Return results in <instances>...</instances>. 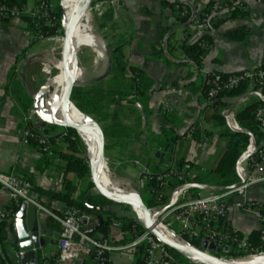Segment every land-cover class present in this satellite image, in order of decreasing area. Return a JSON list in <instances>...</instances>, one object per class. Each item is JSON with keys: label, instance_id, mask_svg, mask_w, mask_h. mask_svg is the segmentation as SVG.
I'll use <instances>...</instances> for the list:
<instances>
[{"label": "crops", "instance_id": "1", "mask_svg": "<svg viewBox=\"0 0 264 264\" xmlns=\"http://www.w3.org/2000/svg\"><path fill=\"white\" fill-rule=\"evenodd\" d=\"M53 2L56 4V0ZM88 10L86 21L92 28ZM175 18L169 0H124L121 6L110 7L102 18H97L107 47L103 50L107 54L103 68L109 59V70L102 77L105 80H86L78 84L103 108L111 109L107 111L109 117L99 124L105 138V159L112 166L116 183L141 194L145 190L141 174L146 169L160 172L176 166L179 161L185 163L188 178L217 187L214 183L219 178L214 171L231 140L227 132L234 131L224 112H232L236 120L241 109L252 101H259L251 86L243 97L226 96L217 101L208 99L205 90L209 75L213 73H235L264 65V2L248 0L242 16L214 27L206 36L212 51L199 61L183 49L185 45L196 44L205 38L198 29V19L194 32L185 42L184 30L175 23ZM31 33L26 19L9 23L0 20V173L14 172L28 178L34 185V196L38 201L49 210L60 212L68 207L66 202L52 198L44 191L63 192L65 181L71 179L75 191L68 196L73 199L83 194L85 185L77 189L79 178L66 175L65 161L60 156L65 152L64 144L55 141V157L46 158L40 155L35 144L24 145L21 141L25 127H33L48 137L60 135L64 130L59 126H44L34 114V96L45 84V80L38 79L45 74L43 66L48 64L51 47L33 42ZM229 33H234V37ZM118 47L124 71L119 70L112 54ZM102 69L95 71L93 63L89 72L99 74ZM193 125L201 133L200 138L187 136ZM173 138L179 139L172 142ZM157 152L165 154L162 165L156 158ZM102 163L109 170L106 162ZM244 165L247 166L246 162ZM122 166L126 168L121 169ZM130 166L139 170L135 180L128 169ZM247 171L264 176V162L257 168L247 166ZM237 173L241 181L238 168ZM91 194L97 192L93 189ZM245 197L255 205L264 206V181L249 187ZM12 202V195L0 187V206ZM232 203L221 228L250 236L259 233L262 224L258 217L253 212L235 208ZM111 204L106 210L119 216L134 215L130 206ZM29 215H36L32 206H29ZM85 215V229L92 235L100 234L95 230L103 216L90 212ZM37 217L42 237L47 241L44 258L46 264H52L58 256L60 227L43 212L37 211ZM6 231L7 240L4 248H0V264H7L5 258L18 264L13 246L15 218L6 222ZM108 236L119 244L124 242L119 230L111 228ZM137 256L138 252L118 253L111 264H135ZM81 264H88V261Z\"/></svg>", "mask_w": 264, "mask_h": 264}, {"label": "built area", "instance_id": "2", "mask_svg": "<svg viewBox=\"0 0 264 264\" xmlns=\"http://www.w3.org/2000/svg\"><path fill=\"white\" fill-rule=\"evenodd\" d=\"M31 1L29 3L23 0H0V20L9 23L27 19L32 29L33 42L46 40L58 42L57 35H50L51 30L56 29L59 22L56 4L53 0ZM123 1L97 0L90 11L93 10L97 18H102L110 7H119ZM169 1L175 12V23L182 26L184 30L183 41H188V37L195 30V22L198 19V29L205 37L199 41L203 50L200 60H204L212 51V45L206 36H209L214 25L233 20V13L238 10L245 11L248 2V0ZM254 1L264 2V0ZM243 85L251 86L262 103L254 112V120L262 133V140L258 146L257 144L254 146L253 138L250 137L247 149L241 154L237 168L239 175L245 181L240 186L224 192H208L205 196L201 193L192 196L190 190L194 188L189 186L192 183L187 181L185 169L169 166L160 172L146 169L141 174L145 191L154 196L156 202L163 203L168 198L165 205L170 208L159 219L163 227L186 243H190L188 240L207 241L208 247L211 244L214 245V251L207 250L209 253L221 259L237 261L264 257V212L262 206L255 205L245 197L249 187L264 181V176L247 171V166L257 168L264 162V65L235 73H213L209 75L208 86L205 90L208 99L217 101L223 93L235 91ZM34 114L37 115L35 110ZM224 114L229 125L233 129L240 130L232 112L227 110ZM196 131L197 126L193 125L187 136L193 138ZM81 138L84 140L83 137ZM21 141L24 145L35 144L43 157H55L51 138L33 127L23 129ZM245 162L247 166L244 165ZM106 164L109 165L107 161ZM168 181L177 185L172 192L166 187L151 185L152 182L162 184ZM0 187L12 195L13 202H22L32 206L38 212L49 215L59 225L58 264H81L85 260L88 264H111L113 257L118 253H135L141 250L144 252V264H184L177 261L171 249L151 232L138 229V223L141 224L140 215L139 211L134 208L132 209L137 223L132 225L131 229L123 230V223L118 220L111 224V228L119 230L124 239V242L119 244L109 236L90 234L84 227L85 212L78 208L67 207L60 212L49 210L34 196V185L26 177L14 172L0 173ZM231 201L235 208L253 212L258 217L262 224L259 231V244H253L250 235L246 233L221 228L228 216ZM161 207L164 205L152 208L150 211L159 212ZM16 213L17 211L9 205L0 206V223L14 219ZM16 258L19 260L17 252ZM191 263L195 262L188 259V264Z\"/></svg>", "mask_w": 264, "mask_h": 264}, {"label": "water", "instance_id": "3", "mask_svg": "<svg viewBox=\"0 0 264 264\" xmlns=\"http://www.w3.org/2000/svg\"><path fill=\"white\" fill-rule=\"evenodd\" d=\"M90 2L91 0H80L74 19L68 24H66L65 15L63 12L62 28L65 43L64 46H62V56L64 61L66 59L64 53H66L69 62L72 63L74 52V31L78 25L84 6L89 7ZM103 53L104 57H107V54L105 52ZM79 70V60H77L75 66H72L70 72L64 76L65 80H63V85L61 87V99L63 105L61 114H47L44 113L40 108L41 97L47 93H50L54 89V86L50 85L49 81L43 85L34 96V110L36 111L37 117L43 122L44 126L52 125L73 129L81 137H83L85 141L98 148L95 159L92 158L93 152L90 150L88 145L86 153L90 167V181L94 185V190L97 192V194L103 197L109 203L126 205L130 206L131 208L138 209L140 222L145 230L151 232L159 241L169 247L172 251L194 261L196 264H264V257L249 259L247 261L221 259L207 251L208 249L210 251H214V245L211 244L208 247L207 241H203V248H198L190 243L184 242L177 236L171 237L165 233L159 221L160 217L167 212L170 206H166L159 212L152 213L146 206L143 196L140 192L130 191L124 188H121L119 192H114L107 189L102 184L99 171L101 168V163L106 162L105 138L103 130L100 124L94 118L81 112L72 102L73 89L80 82V80H76ZM72 109L76 110L82 116V120L80 122L71 118V114H73ZM234 131L239 130L234 129ZM243 132L247 133L253 138V144L256 146L254 135L248 131ZM156 158L160 160V165H162L165 159V154L162 152H157ZM244 181L245 179L242 178L239 183L231 187H210L203 184H189V186L204 192H224L240 186ZM85 206L88 210L94 212L106 210L105 207L90 205L87 199L85 200ZM35 213L36 215L31 217V215H29V206L23 203L15 215L16 232L13 238V246L14 251H16L19 256L18 264H46L44 258V248L46 247L47 241L44 237H42V229L38 221L36 209Z\"/></svg>", "mask_w": 264, "mask_h": 264}, {"label": "trees", "instance_id": "4", "mask_svg": "<svg viewBox=\"0 0 264 264\" xmlns=\"http://www.w3.org/2000/svg\"><path fill=\"white\" fill-rule=\"evenodd\" d=\"M244 11H235L233 13V19L237 18L239 16L243 15ZM57 17L59 19V22L57 24V28L51 30L50 35H56L59 31L58 29L61 27L62 23V12L60 9L56 10ZM27 20V19H26ZM29 22V20H27ZM30 23V22H29ZM223 24L219 23L214 25V27ZM231 37H234V33L228 34ZM184 51L186 54L190 55L194 60L199 61L200 56L203 54V50L201 46L199 45V42L192 45H185ZM120 49L119 47L113 50L112 54L115 55V63L119 67L120 71H124V65L122 63V58L120 57ZM60 94L62 92V88L59 90ZM140 92V91H139ZM137 90V93H139ZM248 92V86L243 85L239 89L223 93L221 95V98L223 97H243ZM57 91L56 98L61 101V96ZM220 98V99H221ZM114 102H117V99H113ZM72 102L75 104V106L84 114L92 117L94 116L97 118V122L101 123L104 120H106L109 117V113L103 110V105L100 103H97L92 97L87 95L85 93V88L83 86H79L74 89L73 95H72ZM261 101H252L250 104L246 105L243 109H241L236 114V121L239 124L242 131H232L228 130L227 135L231 137V140L225 149V152L221 159L219 160L214 173L218 176L219 181L215 182L214 185L217 187H231L236 185L240 182V177L237 173V164L238 161L241 158V154L244 150L247 149V146L249 144L250 136L243 132L248 131L252 133L255 137L257 146L260 144L262 139V133L259 130V127L257 123L254 120V112L257 107L261 105ZM35 129V128H34ZM37 130V129H36ZM40 132V131H39ZM201 133H199V130L196 131L194 138H200ZM52 140V143L55 141L64 144L65 146V152L61 153V158L65 161V172L66 175H75L79 178V183L77 189L82 187V185H85V190L83 194H81L78 198H71L68 196V193L74 192L75 187L72 184L71 179H67L65 181V189L63 192H51V191H44V193L52 198H58L62 201L66 202L68 207H75L80 209L83 212H90L94 214H100L103 216V220L100 223V225L96 228L95 231L100 232L101 235L108 236L111 224L118 220L123 223V230H129L132 228V225L137 223V221L134 219V215H122L119 216L116 212L105 210V211H99V212H92L87 209L85 206V200L87 199L88 203L92 206L97 207H105L108 208L109 205H112L107 200H105L103 197H101L98 194H91V191L94 189V185L90 181V167L86 156V147L83 143L82 138L80 135L70 128H64L62 134L56 135L54 137H50ZM179 139V138H178ZM177 138L171 139L172 142H177ZM176 167L180 169L185 168V163L183 161L177 162ZM187 181L192 184H200L203 181L199 179H190L187 177ZM151 185H156L160 187H166L167 189L173 191L175 187L177 186L174 182L168 181L162 184H156V182H152ZM76 189V190H77ZM202 191L199 189H191L190 194L192 196H197ZM149 198L145 199L144 202L146 206L149 209L156 208L162 205L167 204L168 198L163 203H158L155 200V197L152 195H149ZM23 203L19 202H12L9 207L13 208L15 211H18ZM126 210L132 211L130 207H123ZM262 211L264 212V206H262ZM138 229L141 231H144L145 229L143 226L138 223ZM7 240V231H6V222L0 223V248H4V244ZM250 240L253 244L257 245L260 242L259 233H253L250 236ZM127 241V240H126ZM190 244L194 245L198 248H203V242L199 240H188ZM172 251V250H171ZM174 256L176 257L177 261L188 264V259L182 256L181 254H178L174 251H172ZM138 258L135 260V264H144V252L143 250L138 251ZM58 257H54L52 264H56ZM5 262L7 264H12L11 261H9L7 258H5ZM196 264V263H191Z\"/></svg>", "mask_w": 264, "mask_h": 264}, {"label": "bare ground", "instance_id": "5", "mask_svg": "<svg viewBox=\"0 0 264 264\" xmlns=\"http://www.w3.org/2000/svg\"><path fill=\"white\" fill-rule=\"evenodd\" d=\"M79 2L80 0H63V8H64L66 24L73 21ZM88 13H89V10L87 9V14H86L85 9L83 8L78 25L74 31L73 38L92 45L91 49L93 50L96 56L95 61H94L95 71H100L103 68V64H104L103 63L104 53H103V50H101V47L98 41L93 38V35H94L93 28L86 25V18L88 16ZM62 40H64V37ZM78 53H79V50L74 46L72 63H67L65 61H57L56 64L53 65L54 67H57L64 73L63 74L60 72L59 75H57L56 77L52 78L49 81V84L54 86L53 91L55 90L59 91L61 89L63 85V80H65L64 76L70 72L71 67L75 66V63L78 60ZM83 73H84L83 70L80 68L79 73L77 74L76 78L81 80L83 77ZM51 92L41 97L40 108L44 113H47V114H53V113L61 114L62 108H63L62 101H60L55 96H53ZM72 112L73 114H71V118H73V120L75 121L80 122L82 120V116L74 109H72ZM86 144L89 146L90 150H92L93 152L92 158L95 159L98 148L96 146H92V144L88 143L87 141H86ZM99 176H100L102 184L107 189L114 191V192L120 191L121 187L118 185L119 183L118 184L116 183L115 181L116 179L115 180L113 179V176L108 172L107 167L103 163H101ZM136 210L138 211V209ZM162 229L165 231L167 235L171 237L176 236L175 234H173L171 231H169L167 228L163 226H162Z\"/></svg>", "mask_w": 264, "mask_h": 264}, {"label": "rangeland", "instance_id": "6", "mask_svg": "<svg viewBox=\"0 0 264 264\" xmlns=\"http://www.w3.org/2000/svg\"><path fill=\"white\" fill-rule=\"evenodd\" d=\"M97 0H91L90 2V6L86 8V6H84V9H85V12L87 14V9L89 8H92L95 4ZM56 6H57V9H60L61 12H62V16H63V12H64V8H63V0H56ZM92 23H91V26L93 28V38L96 39L101 47V50H107V47L104 43V33L102 34V31H101V28H100V25H101V22L97 20V16L95 15V13L93 12V10L90 11V15H89ZM88 18V16H87ZM89 19V18H88ZM86 25L89 26V23H88V20L86 21ZM58 33L56 34L59 38V41L56 42V41H43L41 42L40 44H43L45 45V47L47 48H50V51H49V54L47 55V61L49 64H47L46 66H43L44 67V71H45V74L38 80H45V84L48 83V81H50L52 78L56 77L57 75L61 73H63V71H61L60 69H58L57 67H54L53 65L56 64L57 61H62L63 60V56H62V52H63V47L64 46V40H61L63 36V28H62V23H61V27L58 29ZM73 44L74 46L79 50V53H78V60H79V67L83 70V77L81 79L80 82L84 83L86 82V80H105V79H102V77L107 74L108 70H109V59H107L106 61V64L104 66V68L102 69L101 73H91L89 71L92 70V67H93V63L95 61V53L93 52V50L91 49L92 45L91 44H88V43H85L83 41H79L75 38H73ZM64 55L66 56L65 58V62L67 63H70L68 61V58H67V54L64 53ZM64 61V60H63ZM52 62V63H51ZM87 71V72H86ZM64 74V73H63ZM76 80H80L78 78H76ZM82 83H78L79 85L82 84ZM44 84V85H45ZM78 84L74 87L77 88L78 87ZM73 89V91H74ZM58 93L60 94V92L58 91ZM52 95H56L57 94V91H55L53 93V91L51 92ZM73 95V93H72ZM61 96V94H60ZM62 101V99H61ZM109 107L106 106V108H103L104 111H109L111 109H108ZM93 118H95L94 116H92ZM97 119V118H95ZM84 145L86 147V153H87V144H86V141L84 139ZM109 167V170L108 172L113 176V172L111 170L112 166L110 167V165H108ZM126 167H123L121 169H125ZM130 170V172L132 173L131 175L134 176V180L135 178H137V176H139V170L137 168H135L134 166H130L128 168ZM113 179L115 180L114 176H113ZM201 195L202 196H205L207 195V192H204L202 191L201 192ZM142 196H143V199H147L149 198L148 196V193L145 191V190H142ZM122 214H126V212H123Z\"/></svg>", "mask_w": 264, "mask_h": 264}]
</instances>
